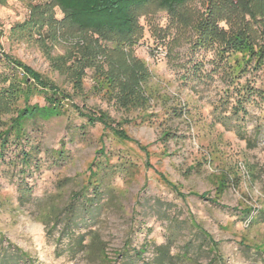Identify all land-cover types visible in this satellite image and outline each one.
<instances>
[{
  "label": "rangeland",
  "instance_id": "374dc122",
  "mask_svg": "<svg viewBox=\"0 0 264 264\" xmlns=\"http://www.w3.org/2000/svg\"><path fill=\"white\" fill-rule=\"evenodd\" d=\"M3 255L264 264V0H148L123 33L0 0Z\"/></svg>",
  "mask_w": 264,
  "mask_h": 264
},
{
  "label": "trees",
  "instance_id": "16d2710c",
  "mask_svg": "<svg viewBox=\"0 0 264 264\" xmlns=\"http://www.w3.org/2000/svg\"><path fill=\"white\" fill-rule=\"evenodd\" d=\"M147 1L148 0H53V3L62 9L66 17L80 24L85 23L96 27L103 26L123 33L129 30L131 14ZM247 54H251V51ZM16 67L22 69L24 73L28 74L27 76L33 74V78H37L36 72L30 67L21 64H17ZM37 79H39L40 83H44L41 81V78ZM36 109L37 108H32L30 112L23 114V118L21 117L23 121L17 123L15 126L18 135L23 134L25 119L31 117L30 114L36 115L37 112H39H36ZM81 237L79 236L77 240L80 244L83 243V238ZM165 253V251L162 252V257L165 256ZM24 256L23 253L18 251L16 255H14L16 258ZM2 257L0 264H11L9 262L10 258H7L6 255Z\"/></svg>",
  "mask_w": 264,
  "mask_h": 264
}]
</instances>
